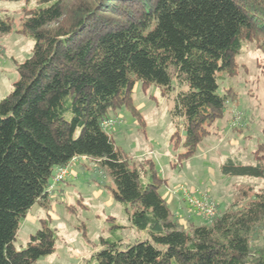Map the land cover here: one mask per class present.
<instances>
[{
	"label": "trees",
	"instance_id": "1",
	"mask_svg": "<svg viewBox=\"0 0 264 264\" xmlns=\"http://www.w3.org/2000/svg\"><path fill=\"white\" fill-rule=\"evenodd\" d=\"M35 1L17 28L0 14V34L32 41L0 99V264H33L55 251L47 187L56 166L82 155L108 174L104 187L149 236L101 239L97 264H264V142L252 164L230 156L219 164L222 174L257 177L262 186L250 196L241 190L208 222L185 226L159 191L166 178L154 162H130L101 127L117 108L140 117L135 82L168 90L176 83L171 115L183 133L175 129L169 141L182 148L178 159L195 154L236 99L232 88L218 93V79L237 72L242 41L264 52V0ZM35 203L45 217L18 249L19 222Z\"/></svg>",
	"mask_w": 264,
	"mask_h": 264
},
{
	"label": "rangeland",
	"instance_id": "2",
	"mask_svg": "<svg viewBox=\"0 0 264 264\" xmlns=\"http://www.w3.org/2000/svg\"><path fill=\"white\" fill-rule=\"evenodd\" d=\"M35 5V0H0V14L10 17L17 28L25 13ZM31 48L32 41L25 36L16 32L0 34V99L12 89L17 77L14 61L29 56ZM234 60L237 72L218 79V93L232 88L236 99L227 102L223 115L213 122L211 132L197 144L193 155L178 159L182 148L174 150L169 141L175 129L180 135L183 133L180 118L171 115L176 83L168 90L155 83L142 85L137 81L132 101L140 119L125 108H117L106 117L113 119L107 133L130 162L139 165L150 158L158 174L166 178L159 191L172 213L176 211L175 195L182 196L181 192L174 193L180 186L206 193L215 201L219 213L241 196V190L250 196L263 184L260 178L228 176L219 169L228 156L237 157L244 164L254 163L253 151L259 142H264V52L253 42L242 41ZM235 113L240 116L236 122ZM84 159L81 165L69 166L67 177L55 184L60 188L54 187L48 193L50 224L56 231L55 251L33 264H97L95 253L101 248V239L121 237L127 243L149 238L146 231L130 225L123 205L104 187L111 183L108 174ZM185 208L194 212L187 203ZM194 216L196 224L210 220L195 212ZM43 217L45 210L39 204L29 208L19 222L14 239L16 248L25 246ZM115 224L124 227L116 228Z\"/></svg>",
	"mask_w": 264,
	"mask_h": 264
},
{
	"label": "built area",
	"instance_id": "3",
	"mask_svg": "<svg viewBox=\"0 0 264 264\" xmlns=\"http://www.w3.org/2000/svg\"><path fill=\"white\" fill-rule=\"evenodd\" d=\"M234 122L238 121L240 119V116L238 114H234ZM113 123V119L108 117L104 118L101 121V127L103 130L107 131V128H109ZM78 156H73L71 160L61 166H56L53 170L52 178L50 180V183L48 184L47 191L50 192L55 187V184L58 182H61L64 180L67 175L69 174V165L72 161L76 160ZM180 190L183 194L184 200L186 203L193 209L195 213L200 215L203 218L209 219L212 218L217 210H216V203L215 201L208 196L206 193H201L199 191H193L188 188L180 186L176 189Z\"/></svg>",
	"mask_w": 264,
	"mask_h": 264
},
{
	"label": "crops",
	"instance_id": "4",
	"mask_svg": "<svg viewBox=\"0 0 264 264\" xmlns=\"http://www.w3.org/2000/svg\"><path fill=\"white\" fill-rule=\"evenodd\" d=\"M84 158H86L87 160H91L90 158H88L86 156H83V155L82 156H78L77 159L74 160V161H72L69 166H71L72 164L74 165L75 163L76 164L78 163L79 165H81V163H83L82 160H85ZM91 162L93 163L92 160H91ZM56 188L58 189L60 187H55V189ZM196 190H194V191H196ZM56 192L60 194V190H57ZM178 192H181V191L180 190H177V192H174V193H178ZM181 194H182V192H181ZM175 201L177 203H176V211H175L174 214L177 217V219L179 220V222L182 223V224H184V225H188L190 223H195L196 224V222H194V220L197 217L194 216V212L193 213H190V209L189 210L188 209L186 210V208H185L186 201L184 200L183 194H182V196L181 195H175Z\"/></svg>",
	"mask_w": 264,
	"mask_h": 264
}]
</instances>
